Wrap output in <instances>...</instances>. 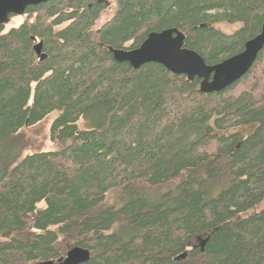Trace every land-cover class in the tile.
Instances as JSON below:
<instances>
[{
	"label": "trees",
	"instance_id": "obj_1",
	"mask_svg": "<svg viewBox=\"0 0 264 264\" xmlns=\"http://www.w3.org/2000/svg\"><path fill=\"white\" fill-rule=\"evenodd\" d=\"M103 1L46 0L0 25V264L75 245L90 250L79 264H264V46L208 92L197 76L112 54L176 27L219 62L260 31L264 0H115L95 26ZM52 112L56 148L23 154L20 129ZM116 187L126 195L108 203Z\"/></svg>",
	"mask_w": 264,
	"mask_h": 264
},
{
	"label": "water",
	"instance_id": "obj_2",
	"mask_svg": "<svg viewBox=\"0 0 264 264\" xmlns=\"http://www.w3.org/2000/svg\"><path fill=\"white\" fill-rule=\"evenodd\" d=\"M46 0H0V25L10 19V14L21 15L27 5L37 4ZM34 41L32 49L38 59H44L42 40ZM184 35L176 28L169 27L148 32L141 43L133 49H112L116 60H126L133 68L148 62H156L173 73L185 74L188 78H200L199 88L203 92L219 91L239 79L250 68L258 52L264 46V22L260 31L244 41L242 50L208 64L203 57L193 49L183 45ZM205 239L200 241L203 249ZM90 257L87 247L75 245L69 248L64 256L52 260H42L33 264H79Z\"/></svg>",
	"mask_w": 264,
	"mask_h": 264
},
{
	"label": "rangeland",
	"instance_id": "obj_3",
	"mask_svg": "<svg viewBox=\"0 0 264 264\" xmlns=\"http://www.w3.org/2000/svg\"><path fill=\"white\" fill-rule=\"evenodd\" d=\"M116 2L115 0H110L108 5H105L104 9L101 11L99 17L96 20L95 26H99L105 22L113 12L115 11ZM26 15H17L13 16L7 23L4 24V30L8 29L11 26L18 25ZM62 23L60 26H63ZM215 26L219 29H222L226 32L233 31L237 25L227 24V23H216ZM55 113L52 112L45 116L42 120L31 124L25 125L20 129L16 136V148L20 150L23 154L31 153L38 150H50L56 148L55 142L50 139L49 136V127ZM79 128H86L84 124V119H80L77 122ZM92 124L88 122L89 126ZM126 195V191L121 187L112 188L108 191L106 195V201L111 204L119 203L123 200V197ZM257 209L264 208V201L261 202Z\"/></svg>",
	"mask_w": 264,
	"mask_h": 264
},
{
	"label": "flooded vegetation",
	"instance_id": "obj_4",
	"mask_svg": "<svg viewBox=\"0 0 264 264\" xmlns=\"http://www.w3.org/2000/svg\"><path fill=\"white\" fill-rule=\"evenodd\" d=\"M103 3H104L105 5H108V4L110 3V0H108V1H103ZM30 5H33V4H30ZM30 5H27V6L25 7L24 12H23V14H21V15H25V14H26V10L28 9V7H29ZM13 16H17V15L10 14L9 17L12 18ZM37 40H38V39H37Z\"/></svg>",
	"mask_w": 264,
	"mask_h": 264
},
{
	"label": "bare ground",
	"instance_id": "obj_5",
	"mask_svg": "<svg viewBox=\"0 0 264 264\" xmlns=\"http://www.w3.org/2000/svg\"><path fill=\"white\" fill-rule=\"evenodd\" d=\"M249 37H250V36H249ZM238 51H239V50H238ZM238 51H237V52H238Z\"/></svg>",
	"mask_w": 264,
	"mask_h": 264
}]
</instances>
